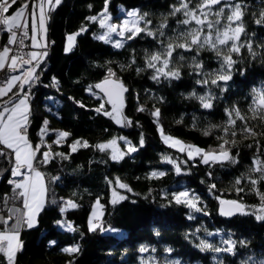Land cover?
I'll use <instances>...</instances> for the list:
<instances>
[{
	"label": "trees",
	"instance_id": "trees-1",
	"mask_svg": "<svg viewBox=\"0 0 264 264\" xmlns=\"http://www.w3.org/2000/svg\"><path fill=\"white\" fill-rule=\"evenodd\" d=\"M178 2L108 0L107 13L131 8H136L141 15L147 13L145 19L151 21L148 27L154 32L167 20L163 37L157 34L153 38L142 32L134 39L124 40L121 48L96 39L102 30L100 20L105 0H62L60 5L47 12V62L39 66V77L23 93L28 91V138L33 146L41 143L39 132L43 122L48 121L49 131L43 137L41 151L37 152L39 159L34 161V167L41 172L45 182V202L34 226L25 225L20 230V250L14 264H69L70 261L71 264H264V221L256 220L252 214L226 217L219 211L220 200L238 201L249 212L260 205V198L248 177L259 176L250 169L254 158L264 161V135L246 138L239 131L243 122L237 121V136L226 137L235 139L236 145L226 147L233 156L239 153L238 163L209 166L201 163L199 157L188 160L186 153L166 145L150 114L155 108L160 109V124L165 133L206 150H217L222 143L217 137L224 135L223 127L228 119L225 109L235 105L242 114L250 117L253 89L264 90V47H261L264 45V25L255 23L264 11V0H221L220 5L213 6L212 11L216 12L225 3L242 4L247 33L242 40L251 39L254 50L259 53L255 59L246 48L241 49L240 56L234 54L238 63L234 66L232 79L226 84L220 81L218 85L211 84L214 77L193 71L191 57L196 53L183 50H177L173 57L174 65L180 66L179 80L162 79L157 83L151 79L153 70L146 67V56L162 51L160 41L167 43L174 36L177 21L183 19L180 13L170 15L172 6ZM199 2L191 0V6ZM228 14L229 9L225 8L220 19L227 22ZM92 16L97 19H87ZM82 27L87 30L80 32ZM78 32L74 46L65 52L67 35ZM9 34L0 25V48L8 43ZM181 54L185 56L184 61L179 60ZM198 60L204 65L202 71L205 74L220 69V61L211 51H201ZM138 68L144 70L138 73ZM109 69L116 74L114 79H119L128 88L124 94L123 116L132 121L131 126H122L102 112L98 113L96 109L102 103L107 111L111 110L110 104L97 89L86 91L105 79ZM10 73L5 68L1 77ZM205 78L209 79L207 85L197 83ZM18 87L16 85L10 94ZM224 87L227 91L221 92ZM207 94L214 97L210 109L203 108L198 99ZM140 106L145 111H137ZM248 124L254 125L257 132H264V123L259 120L249 119ZM213 125L217 127L213 128ZM58 129L70 135L55 144ZM205 130H210V135H204ZM92 134L125 137L137 151L124 155L118 162L110 159L107 150L101 152L95 144L88 142V147L71 151L70 143L74 139L86 141ZM141 135L144 138L142 147ZM0 150L8 153L0 156V212H4L11 204H21L23 198L18 195L20 190L13 192L14 186L8 183L9 179H14L10 175L13 153L3 145ZM49 150L64 153L67 158L54 156L49 163H40L42 153ZM165 156L179 164V174L173 164L164 161ZM153 172H164L165 175L152 177ZM54 177L59 179L54 180ZM117 178L131 191L125 189L126 199L113 204L110 191ZM238 178L241 179L239 185L235 183ZM213 184L216 187L210 190L209 186ZM237 188L243 191L238 192ZM256 188L264 193V181ZM182 191L198 198L200 212L175 203L173 194ZM96 199L102 203L103 214L95 222L104 230L98 228L90 232L89 215ZM68 200L77 207H66L61 212ZM69 224L73 231L67 230ZM2 228L0 226V231ZM225 240L235 242L233 251H215L228 247L223 243ZM52 241L55 243L51 244ZM202 241L211 247L202 249ZM241 241L245 243L242 245ZM72 246H78L79 251L71 255L63 251ZM0 264H7L3 254H0Z\"/></svg>",
	"mask_w": 264,
	"mask_h": 264
},
{
	"label": "snow or ice",
	"instance_id": "snow-or-ice-1",
	"mask_svg": "<svg viewBox=\"0 0 264 264\" xmlns=\"http://www.w3.org/2000/svg\"><path fill=\"white\" fill-rule=\"evenodd\" d=\"M107 2L105 0V9L102 13L103 18L100 20V25L102 28H106L103 34L96 37V39L102 40L105 43L112 42L111 34L116 33L122 39L116 40L113 43V47L121 48L123 47V40H131L137 37L140 33H146L148 36L156 38L157 34L160 37L165 35L164 29L168 27L167 20L165 19L162 22L157 30L154 32L149 29L148 25L151 21L146 20L145 17L148 15L144 13L143 15L139 14L138 11L133 10L127 13L128 17L132 18L130 20H125L122 24H109L106 21L109 19L107 16ZM17 3V0H0V25L10 33L8 43L13 44L17 42V29H21V39L19 40L20 45H23V38L28 36L27 32V23H26V9L29 7L28 3L22 4L18 9L9 14V10L13 5ZM62 0H41L40 4L37 6L33 4V8L39 10V14L33 11L30 15L31 19V41L33 48H44L47 47L46 44L38 42V37L40 40L44 39V34L46 33V20L48 19L47 12L55 9L57 5H60ZM221 0H200L195 6H191V0H179L177 5L172 6L170 12L171 16H176L178 13L183 15V19L177 21V29H174V36L168 39V42L165 43L163 40L160 41L162 51L153 52L150 55L146 56L145 63L148 69L153 70V75L151 79L159 83L162 79L171 82L172 80H179L181 78L180 66L174 65L173 57L174 53L177 50H183V52H195L196 55L191 57L190 67L198 75H204L206 77L212 76L210 82L212 85H218V82L223 81L225 84L232 79V73L235 71L234 66L238 63L236 59L233 58L234 54L236 56L241 55V49L246 48L249 55L255 59L259 53L254 50L253 42L251 39L242 40V36H246V29L243 23L244 17V7L241 3H225L219 11L213 12L212 8L215 5H220ZM47 5V7H46ZM225 8L229 9V14L227 15L228 23L222 28L218 27L220 25V17L223 15ZM214 15L215 20L210 19L209 17ZM90 21H95L97 17L92 16L87 18ZM143 22V27L140 26ZM257 25H264V11L259 14V18L255 20ZM183 26V27H181ZM87 29L82 27L80 32L86 31ZM128 33V35H126ZM80 33L69 35L67 37V46L65 47V52L71 50L75 44V38ZM264 47V45H261ZM9 49L7 46L0 51V70H3L7 67L9 71H14L21 64L29 65L30 67L24 73L23 78L21 76H10L3 86H0V97L7 95L9 92H12L14 86H18L22 89L24 84L29 83L30 81L35 80L37 77L34 75L36 68L33 65L35 61L37 64L44 56L47 55L46 52H30L27 53V59L23 55H13L9 57ZM201 51H211L215 54L217 59L220 61V69L215 73L205 74L202 70L204 65L198 60ZM10 63H7L8 61ZM180 61L185 60V56L181 54L179 56ZM135 63V60L132 61ZM123 67V66H122ZM144 69H137V72L143 71ZM115 73L109 69L108 75L103 81L97 83L94 86H89L86 91L92 92L93 88L99 89L107 97V103L111 105V111L105 109V105L102 103L99 108L96 109L98 113L102 112L103 115H106L113 119L117 124L122 126H131L132 121L128 120L127 117L123 116L124 108V94L128 92V88L119 80L114 79ZM243 75V72H241ZM197 83L207 85L209 79L205 78L203 80H198ZM221 92L227 91V88H221ZM253 102L249 107V112L251 113L250 117L245 116L241 113L240 109L235 105L231 109H225V113L228 117L226 124L223 127V136L217 137L218 140H221L219 148L217 150H204L195 145L185 144L183 141L170 136L165 133L162 125L160 124V109L155 108L150 114L153 117V123L156 124L157 131L160 134L161 140L171 148H176L182 153H186L188 160H194L199 157L200 162L209 166L220 164L224 165L226 162L229 164L238 163L237 153L236 156H233L230 148L226 145L231 144L232 146L236 145V140H229L226 137L229 135L231 137L237 136L236 124L237 121L243 122V127L239 130L246 138L251 137L255 138L258 135H264V132H257L255 126H250L248 120H259L261 123H264V90L253 89ZM95 94V93H93ZM18 95V93H14ZM194 95V94H193ZM28 96L25 94L23 98L19 99L18 103H12L11 108L5 106L2 111H0V145H3L4 148L11 150L14 154V164L11 167L12 177L23 176L22 181H16L9 179L8 183L13 185V192L19 191L18 195L23 198V206L27 210L24 213V222L27 223L28 227L31 228L35 223V215L43 208L44 205V193L46 191L44 185V179L41 172L37 171L34 167V161H37V152L41 151V145L44 143L43 137L46 135L48 129V121L43 122V126L39 132L41 143L33 146L29 143L26 134V126L29 123V114L30 108L28 104ZM200 100L201 106L205 109H210L213 107L214 97L211 94L198 97ZM163 98H161V101ZM6 104L9 102H5ZM83 107V105H81ZM137 111H145L143 106L137 108ZM213 128L217 127L215 125ZM204 135H210V130H205ZM70 133L59 131L57 133V139L53 141L55 144L61 143L65 140ZM119 139L125 140V143L128 148V152H122L116 147V139H112L107 143H101L96 145L101 152L105 151L108 148H111L110 159L113 161L121 160L124 155L130 154L137 151V148L131 145L130 142L126 140L125 137H120ZM144 144L143 135L140 138V146ZM87 141H75L70 145L71 151L75 152L78 150V147H88ZM252 147V145H248ZM257 148L259 149V142L257 141ZM8 153L0 150V156H7ZM54 156H60L63 159H66L67 156L64 153H52L49 151H44L42 153V160H39L40 163L47 164ZM164 161L170 164H173L175 171L179 174L181 168L171 158L165 156L163 157ZM253 167L250 169V172L258 173V178L248 177L250 184L252 185L253 191L260 198V205L253 209L252 212L246 210V206L242 203L232 200L225 201L220 200L221 204V215L232 216L236 213L243 215H255L256 220L264 221V193H261L256 185L260 181H264V161L259 159V157L254 158L252 161ZM28 169L30 174H24L21 172V169ZM165 175L164 172H153L152 177H158ZM54 180L59 179V177H54ZM111 183V182H109ZM235 183L239 185L241 179L238 178ZM115 185L121 189H127L131 191L128 185L122 183L118 178L115 181ZM210 190L214 189L216 186L210 185ZM237 191H243L242 188H237ZM113 199L111 203L116 204L119 201L125 200L126 197L119 195L115 190H113ZM173 200L176 204H184L186 207L200 212L202 209L197 206V197H190L187 191H182L179 193L173 194ZM225 205L228 207L226 208ZM66 207L76 208L77 205L73 201L68 200L65 202V207H61L60 211L64 212ZM102 206L99 204V200L96 201L93 206V212L89 219L88 230L90 232L96 231L98 228L103 231L101 224L94 221H99L100 217L97 214V210ZM102 215V213H101ZM191 218V217H190ZM6 223V221H5ZM68 231H73V226L71 224L67 225ZM211 235V234H210ZM19 233L12 231L0 232V253L3 254L4 258L7 260V264H14L16 253L20 250V242L18 239ZM54 244L55 242H50ZM223 243L227 244L228 247L221 249L216 248L215 251H225L231 253L234 249L235 242L231 240H225ZM242 245L244 241L240 242ZM202 249L211 247L210 245L201 242ZM64 252L69 255L77 253L79 251L78 246H72L63 249ZM141 251H146V249L141 248ZM71 264V261L69 262Z\"/></svg>",
	"mask_w": 264,
	"mask_h": 264
},
{
	"label": "rangeland",
	"instance_id": "rangeland-1",
	"mask_svg": "<svg viewBox=\"0 0 264 264\" xmlns=\"http://www.w3.org/2000/svg\"><path fill=\"white\" fill-rule=\"evenodd\" d=\"M38 1V0H37ZM53 2H54V0H53ZM36 5H37V2H36ZM46 7H47V5H46ZM29 8V7H28ZM124 9V8H123ZM133 10H136V11H138L136 8H131V9H124V10H119V11H117L116 13H107V16L109 17V19L106 21V23H109V24H116V25H120V24H122L125 20H130V19H132V18H130V17H128V15H127V13L129 12V11H133ZM36 12V11H35ZM210 19H213V20H215L216 19V17L214 16V15H212V16H210L209 17ZM220 19V18H219ZM222 22V23H221ZM228 23V21L227 22H224L222 19H220V25H218V27H223L224 25H226ZM140 26H141V24H140ZM105 31H107V29L106 28H102V30H101V33H100V35L101 34H103ZM27 32H28V29H27ZM73 34H75V33H70V34H68L67 35V37L69 36V35H73ZM28 35H29V32H28ZM126 35H127V33H126ZM122 38L119 36V35H117L116 33H112L111 34V41L112 42H115L116 40H121ZM124 41V40H123ZM26 45H27V43H28V36L26 37ZM112 42H110V43H112ZM67 38H66V46H67ZM113 44V43H112ZM65 46V47H66ZM27 48H28V50H29V45H27ZM47 52H49V47H48V45H47ZM41 51H42V48H41ZM0 78H1V72H0ZM111 111V110H110ZM59 130V129H58ZM56 130V133H58L59 131H64V130ZM49 131V130H48ZM65 132V131H64ZM27 135H28V133H26ZM166 134H168V133H166ZM168 135H170V136H173V137H175V138H178L179 140H181V141H183L185 144H191V145H195V144H192V143H190L189 141H186V140H184V139H182V138H180V137H178V136H174V135H171V134H168ZM116 139V141H117V143H116V147L120 150V151H122V152H126L127 150H128V148H127V145H126V143H125V140H121V139H119L120 137H104V136H99V135H96V134H92V135H90L87 139H86V141L88 142V143H90V144H95V145H98V144H101V143H107L108 141H110V140H112V139ZM57 139V138H56ZM28 140H29V138H28ZM77 140H79V141H83V139H74L71 143H70V145H72L73 144V142H75V141H77ZM30 141V140H29ZM30 144H31V141H30ZM195 146H197V145H195ZM197 147H199V146H197ZM199 148H201V147H199ZM201 149H203V148H201ZM107 151H108V153H109V155H111V148H108V149H106ZM204 150H206V149H204ZM207 151V150H206ZM14 164V163H13ZM13 164H12V166H13ZM11 166V167H12ZM10 175H11V169H10ZM11 177H12V175H11ZM12 178H20V177H12ZM113 190H115L119 195H123L124 196V190L125 189H121V188H118L116 185H115V183L113 184V186L111 187V191H110V196H111V200L113 199V195H112V193H113ZM98 199H96L95 201H94V203H93V205H92V209H91V212H90V215H89V219H90V217H91V215H92V212H93V206L95 205V203H96V201H97ZM99 204L102 206V203L99 201ZM101 213L103 214V206L101 207V208H99L98 210H97V214L99 215V217L101 218ZM95 222V221H94ZM113 231H116V230H113ZM15 232H18V231H15ZM19 233V232H18ZM121 232H119L118 234H120ZM21 244V243H20Z\"/></svg>",
	"mask_w": 264,
	"mask_h": 264
},
{
	"label": "built area",
	"instance_id": "built-area-1",
	"mask_svg": "<svg viewBox=\"0 0 264 264\" xmlns=\"http://www.w3.org/2000/svg\"><path fill=\"white\" fill-rule=\"evenodd\" d=\"M16 31L18 33L17 42L13 43V44L6 43L5 47L7 46L9 49H11V51L9 53L12 55H23L24 57H26L27 53L29 51L27 48L28 43L26 45V42H25L26 37L23 38V45H20L19 40L21 39L20 33L22 30L17 29ZM46 62H47V59L44 61V63H46ZM37 74L35 76L38 78L39 76ZM7 79H8V77H1L0 78V85H4V82ZM34 82H35V80L30 81L28 86L30 87L31 85H33ZM26 93L28 95V91ZM26 133H28V125L26 126ZM21 172L24 174L29 173L28 169H26V168L21 169ZM18 177H22V176H18ZM24 213H25L24 207H22L21 205H17V204L9 205L4 212H0V226H3L2 229L4 231H9V232L18 231V232H20V230L24 226ZM5 221H6V223H5Z\"/></svg>",
	"mask_w": 264,
	"mask_h": 264
},
{
	"label": "crops",
	"instance_id": "crops-1",
	"mask_svg": "<svg viewBox=\"0 0 264 264\" xmlns=\"http://www.w3.org/2000/svg\"><path fill=\"white\" fill-rule=\"evenodd\" d=\"M24 3H28V5H29V8H27L26 9V12H25V15H26V23H27V29H28V32H29V35H28V45H29V51H28V53H30V52H33V51H35V52H41L40 51V48H33L32 47V41H31V39H30V37H31V19H32V17H31V13L33 12V11H36V8H33L32 7V5L33 4H36V0H17V3L15 4V5H13L12 6V8L9 10V14L10 13H12V12H14L16 9H18L22 4H24ZM8 36H10V34L8 35ZM38 42H40V39H39V37H38ZM4 47H5V45L2 47V48H0V51H2L3 49H4ZM9 55V57H11V56H13L12 54H8ZM28 57H25V59H27ZM11 61L9 60L7 63H10ZM35 62V61H34ZM33 62V63H34ZM30 66L29 65H25V64H21L19 67H17L14 71H11V73L10 74H8L6 77H10V76H13V75H16V76H21V78H23V75H24V73L27 71V69L29 68ZM6 69H7V67H6ZM4 70V69H3ZM3 70H0V72H2ZM18 85V84H17ZM0 86H3V85H0ZM15 87V86H14ZM14 87H13V89H14ZM13 89H12V91H13ZM9 94H10V92L7 94V95H5V96H2V97H0V98H6V97H8L9 96ZM26 95H27V93H25ZM25 94H23L20 98H18L15 102H13V103H18V101H19V99H21V98H23L24 97V95ZM11 95V94H10ZM28 96V95H27ZM28 104H29V101H28ZM5 106H7V107H9V108H11V106H12V103H10V104H8V105H5ZM4 106V107H5ZM4 107H2L1 109H0V111H2L3 110V108ZM27 138H28V135H27ZM29 143H30V141H29ZM32 144V143H31ZM13 160H14V154H13ZM14 162H15V160H14ZM37 170V169H36ZM38 171V170H37ZM40 172V171H39ZM28 174H30V173H28ZM23 178L24 177H20V178H14L13 180H16V181H22L23 180ZM44 185H45V182H44ZM21 191V190H20ZM44 202H45V193H44ZM19 205H21L22 207H24L23 206V200H22V202H21V204H19ZM24 210L25 211H27L25 208H24ZM39 213V212H38ZM38 213L35 215V223H36V219H37V215H38ZM34 223V224H35ZM25 225H27V223H25L24 222V226ZM28 226V225H27ZM0 232H4V230H1ZM12 232V231H11ZM18 239H19V236H18ZM19 242H20V240H19ZM21 243V242H20ZM0 254H2V253H0ZM6 262H7V260H6Z\"/></svg>",
	"mask_w": 264,
	"mask_h": 264
},
{
	"label": "water",
	"instance_id": "water-1",
	"mask_svg": "<svg viewBox=\"0 0 264 264\" xmlns=\"http://www.w3.org/2000/svg\"><path fill=\"white\" fill-rule=\"evenodd\" d=\"M40 2H41V0H38V1H37V6L40 4ZM36 13H37V16H38V14H39L38 7L36 8ZM45 26H46V33L44 34V39H43V40H40V43H42V44H46V45H47V20H46V25H45ZM46 49H47V47L42 48L41 53L46 52L47 55L44 56L43 59L40 60L38 64H37L36 62H34L33 65H32V66H35L36 71H37V69L39 68V66L43 63V61H44L45 59H47V57H48V52H47ZM36 71H35V73H36ZM35 73H34V75H35ZM103 80H104V79H103ZM103 80H101V81H103ZM101 81H99L98 83H100ZM28 84H29V83L24 84V86H23L22 89H21L20 87H18L17 91L14 92V93H18V95H14V93H12V94L9 95L8 97H6V98H4V99H1V100H0V109H1L2 107H4L5 105H8V104H10V103H13V102H15L18 98H20V97L23 95L24 90H25V88L27 87ZM97 90H98V91L102 94V96L107 100V97L104 95V93L101 92L99 89H97ZM5 102H9V103L6 104ZM110 107H111V105H110ZM225 201H228V200H225ZM225 207L227 208L228 206L225 205ZM220 209H221V204L219 203V211H220ZM220 213H221V212H220ZM236 214H238V213H236ZM223 216H225V215H223ZM226 217H230V216H226Z\"/></svg>",
	"mask_w": 264,
	"mask_h": 264
},
{
	"label": "bare ground",
	"instance_id": "bare-ground-1",
	"mask_svg": "<svg viewBox=\"0 0 264 264\" xmlns=\"http://www.w3.org/2000/svg\"><path fill=\"white\" fill-rule=\"evenodd\" d=\"M27 57V56H26ZM28 86V85H27Z\"/></svg>",
	"mask_w": 264,
	"mask_h": 264
}]
</instances>
